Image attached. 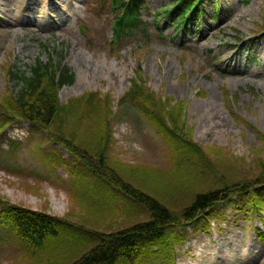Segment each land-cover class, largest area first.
I'll list each match as a JSON object with an SVG mask.
<instances>
[{"label": "rangeland", "instance_id": "rangeland-1", "mask_svg": "<svg viewBox=\"0 0 264 264\" xmlns=\"http://www.w3.org/2000/svg\"><path fill=\"white\" fill-rule=\"evenodd\" d=\"M110 1L0 0V95L20 89L10 71L29 75L38 58L53 59L73 74V83L58 92L61 104L94 91L99 97L109 93L112 109L121 117L112 125L107 152L111 162L120 160L128 170V181L162 202L174 203L178 210L195 191L255 176L261 170L254 167L255 161L264 164V0H220L217 18L213 0H204L201 34L190 27L172 39L171 15L159 23L164 38L150 25L152 13L167 6L168 0H144L149 6L143 13L148 30L113 46ZM135 71L144 75L140 86L169 98L171 105L181 103L191 128L189 138L214 148L207 166L184 160L175 169L171 148L154 125L120 105ZM81 107L75 109V116H80ZM7 138L22 139L10 155ZM57 151L65 161L71 156L40 131L30 130L29 124L10 123L0 133V157L10 156L11 161L3 165L0 158L2 200L102 232L135 220L134 210L129 214L133 218L118 211L93 213V205L104 204L107 193L74 175L72 162L52 170ZM124 201L115 206L125 208ZM223 210L224 217L211 218L207 230L184 229L187 235L176 247L173 264H264V241L259 239V232L264 233V210L256 214L241 204ZM137 212V219L146 218L143 210ZM80 254L79 250L55 255L62 264L66 257L68 261ZM21 257L14 241L0 250V264ZM47 259L42 254L40 264Z\"/></svg>", "mask_w": 264, "mask_h": 264}, {"label": "trees", "instance_id": "trees-1", "mask_svg": "<svg viewBox=\"0 0 264 264\" xmlns=\"http://www.w3.org/2000/svg\"><path fill=\"white\" fill-rule=\"evenodd\" d=\"M112 3L114 11L120 14L116 15L111 44L147 29L142 15L146 5L141 0L129 3L112 0ZM212 4L218 11L219 0H213ZM203 7V0H170V6L163 10L174 17L176 29L193 26L197 32ZM9 73L20 89L15 94L0 95V133L13 121H26L33 130L67 149L74 173L108 195L103 198L104 204L93 205V213L102 216L121 212L133 218L129 214L132 210L138 214L139 209L146 214L145 219H137L135 214V220H128L126 227L102 232L74 226L67 217L4 202L0 196V250L6 242L13 241L21 249V259L12 264H40L42 254L49 258L42 264H59L60 258L57 260L55 254L62 257L79 250L80 255L68 261L66 257L62 264H173L176 246L187 235L184 227L191 226L195 232L207 230L210 219L220 216L221 220L224 207L231 204L248 206L256 214L264 210V164L259 160L254 167H261L262 171H257L255 176L195 191L190 202L178 210L174 203L162 202L128 181V170L120 160L111 162L107 152L113 139L112 125L121 117L120 112L112 109L110 94L99 97L94 91L61 104L57 91L73 83V74L68 68L54 64L53 59L46 63L37 60L29 75ZM137 76L141 78L138 73ZM140 85L137 79H132L130 89L119 100L120 105L134 109L154 125L171 148L178 166L175 169H180L184 160L203 162L207 166L214 148L201 146L189 138L191 128L181 113V103L171 105L169 98ZM79 106L82 109L77 117L75 109ZM120 199L128 207L118 209L115 205ZM261 221L264 224L263 217ZM181 228L184 229L180 231ZM259 237L264 241V233L259 232Z\"/></svg>", "mask_w": 264, "mask_h": 264}]
</instances>
